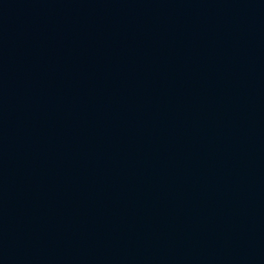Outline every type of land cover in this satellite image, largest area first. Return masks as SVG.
Returning <instances> with one entry per match:
<instances>
[{"label":"water","instance_id":"1","mask_svg":"<svg viewBox=\"0 0 264 264\" xmlns=\"http://www.w3.org/2000/svg\"><path fill=\"white\" fill-rule=\"evenodd\" d=\"M0 264H264V0H0Z\"/></svg>","mask_w":264,"mask_h":264}]
</instances>
